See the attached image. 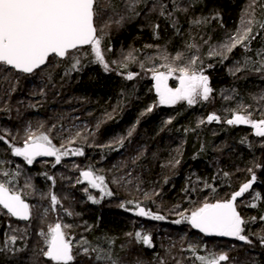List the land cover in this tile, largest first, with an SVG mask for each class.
I'll list each match as a JSON object with an SVG mask.
<instances>
[{"label":"trees","instance_id":"trees-1","mask_svg":"<svg viewBox=\"0 0 264 264\" xmlns=\"http://www.w3.org/2000/svg\"><path fill=\"white\" fill-rule=\"evenodd\" d=\"M94 11L102 61L96 49L87 48L69 53L65 61L53 57L31 76L0 65V130L10 145L33 140L28 131L47 135L59 128H83V123L92 122L86 117L92 116L89 143L69 146L89 149L85 158L68 159L67 168L75 169L69 175L72 183L79 171L97 172L96 166L108 159L92 149L91 141L114 134L126 138L133 131L138 137L133 147L126 143L127 158H117L111 166L121 186L133 182L135 194L143 193L135 190L138 186L147 187L144 194L157 220L151 222L147 235L157 253L148 257L143 249L137 252L134 233L123 234L112 207L87 206L79 211L73 205L70 209L79 217L80 232L95 231V238L114 248L117 258L116 262L97 259L89 251L95 244L88 240L91 247L86 255L82 258L75 249L69 264H193L189 250L184 251L193 231L188 224L178 228L173 221L185 213L196 214L217 199L213 196L217 185L222 191L228 189L231 198L251 179L255 186L239 201L247 204L239 206L240 235L246 241H231V251H242L230 255V264H256L258 256L244 251L264 250V137L227 122L240 115L253 123L264 122V0H96ZM242 29L247 33L235 47L238 41L231 37ZM79 52L89 54L84 58ZM161 60H165L159 68L162 74L177 71L195 78L193 82L206 81L212 101L200 102L198 108L182 101L175 108L160 109L152 80L144 81L138 72ZM128 74L136 76L128 79ZM210 114L220 118V125L205 123ZM69 117H75L72 125L63 126ZM51 140L59 147L58 141ZM11 165L10 159L6 168L0 161L8 179L19 177ZM204 190L210 191L209 199L202 195ZM26 201L36 205L29 198ZM81 202L89 204L86 198ZM7 218L30 229L41 223L40 212L32 213L29 223ZM50 222L53 215L46 221ZM18 228L24 239L11 235L5 240L2 230L7 227L0 221V264H53L43 251L38 252V236ZM202 243L200 250L207 248Z\"/></svg>","mask_w":264,"mask_h":264},{"label":"water","instance_id":"water-1","mask_svg":"<svg viewBox=\"0 0 264 264\" xmlns=\"http://www.w3.org/2000/svg\"><path fill=\"white\" fill-rule=\"evenodd\" d=\"M95 0H0V65L4 64L16 73L31 76L43 69L52 57L65 60L69 53L87 47H94L97 55L100 48L94 24ZM181 100H189L188 77L179 78ZM154 90L160 94L162 104H171L176 100V93L169 89L168 78L157 74L152 80ZM207 95V86L203 84ZM207 124L220 125V118L210 114ZM244 123L238 117L227 122L228 126ZM261 124L251 125L254 133L259 134ZM15 155L30 160L38 157L55 158L56 152L42 144L25 145L14 150ZM85 182L96 186L91 172H83ZM256 184L254 179L243 185L226 204L214 205L204 210L199 216L189 220V225L199 234L208 238H219L229 231L238 218L236 204ZM0 207L13 220L29 223L31 210L20 197L0 187ZM137 214L145 218L147 211L140 208ZM54 237L48 248L47 259L54 264H69L72 260V250L66 244L62 228L56 225ZM218 264V263H213Z\"/></svg>","mask_w":264,"mask_h":264},{"label":"rangeland","instance_id":"rangeland-1","mask_svg":"<svg viewBox=\"0 0 264 264\" xmlns=\"http://www.w3.org/2000/svg\"><path fill=\"white\" fill-rule=\"evenodd\" d=\"M95 5H96V0H95ZM95 12V11H94ZM241 30V29H240ZM246 31L242 29V32L239 33V35L235 34L234 36H232V40L238 41L237 43H235V47L242 41L243 37L246 35ZM232 47V46H231ZM79 52L77 53L78 56H85V53L89 54L88 52ZM85 58V57H84ZM70 60V58L68 59ZM72 61V60H71ZM69 61V63L71 62ZM79 65H81V61L79 59ZM165 63V60H161L160 62L157 63H151L150 66L147 67L146 70H142L139 71V75L143 77V79L149 80V79H153V77L157 74H162L161 72H159V68L162 67ZM164 77H168V82H169V89L172 92H177L176 96L177 99L173 102L174 104H178L179 102H182L184 100L180 99V96L182 94V91L179 89V78L182 76H186V74L184 73H179L177 71H167L164 72L162 74ZM136 75L134 74H128L126 77L128 79H132L134 78ZM195 78H191L190 83H189V93H190V99L186 100L185 102H189L191 104V106L197 107L198 108V104L204 103V101H212V98L209 97L211 92L207 89V95H205L204 90H203V84H206V81L204 82H193ZM196 86V87H195ZM156 92V91H155ZM205 97L207 98H204ZM156 99L158 101V103L160 105H165L162 104L160 102V94H158L156 92ZM172 103V104H173ZM156 109H158L157 105L154 107ZM236 115V114H234ZM233 115V116H234ZM240 117V116H237ZM75 118V117H69V120L67 122H63V126L67 125L68 123L72 122L71 120ZM87 121H93L92 116L91 117H86ZM80 121V120H78ZM242 121H245V124L248 125L251 128V125L253 124V121L243 115L242 117ZM92 122H86L83 123V128L77 129L75 126L74 128L71 126L70 128H67L65 130L60 129L55 131V132H49L47 135H45L46 137L44 138L45 140H48L49 138L54 139L56 141H58L59 143V149L57 151L62 152V153H67V151L69 149H74V148H69V146L71 145H85L84 143H89V138L90 135L93 133V129L91 128V124ZM205 123L206 119H205ZM258 123H263L262 127L259 128V137H264V122H258ZM81 130V131H80ZM77 131H79L80 133L78 134ZM89 134V135H87ZM135 131H133L131 134H129V137L124 138V136L122 134H114L112 135L113 138H103V143L102 145H104L105 147H107L108 150L106 151H110L108 154L110 153H114L113 155H107L108 159L103 162L102 160H100V162H103L102 164H100V171L103 173V182H104V187L106 190H108L109 194L106 198H102V201L105 202V205H107L108 207H112V203H113V198H112V193L114 192L115 188H118L119 191L121 189V192L125 194L124 197H129L131 199H134V201H136V199H140L143 201V199H150L148 196H145L143 193L142 194H132V190L128 187L129 185H125V186H121L119 183L116 182L115 177H116V173L114 171V168H112L111 165H114L115 163H117V158L124 160L126 159V155L128 154V152L126 151V146L125 144L130 142L131 146L133 147V145L138 141L137 138L138 137H134L135 135ZM250 134H254L253 132ZM81 135V136H80ZM87 135V136H86ZM255 135V134H254ZM257 136V135H255ZM141 139L142 137H139V141L141 143ZM83 142V143H80ZM7 147H10V144L7 142ZM90 145H94V142L91 141ZM104 155V154H103ZM68 160H66L67 163ZM55 164V163H54ZM62 163H57L56 162V166H54V168L52 169L53 175H51V180L52 182H49L52 187L50 189H44V188H32V186H30V190L33 193V198H31V202H36V205H33V213L36 214L37 212H40V226L34 228V229H30V228H26L23 227L21 225H17L14 224L13 222H9V229H10V233L13 236H17L21 239H24V237L22 235H20L19 233V226L20 228H24L22 229V231H24L26 229V233H35L38 238H39V242H38V252L43 251V255L46 257L47 256V249L48 246L50 244L48 238L49 236V232H51L52 229L55 228V224L57 223L58 225H60L63 229V234L65 236V238H68V241L70 243V245L72 246V248L79 250V246L81 245V243H79L78 241V231L80 226L78 225V219L79 217L76 218V216L74 215V212L70 209V207H72L73 205L78 204L79 202L76 200V195L79 191V187L81 188L82 186H78L75 187L74 185H72V181L69 179V175L71 173L74 172V167H70V168H66L63 172H59V168H62L64 165H61ZM68 164V163H67ZM61 165V166H60ZM60 166V167H59ZM69 167V166H68ZM83 171V170H82ZM117 171H119V167H117ZM17 172L19 175L20 179H33L34 177L31 175V173L29 171H27L25 169V167L22 166H18L17 167ZM112 172H114L115 174H112ZM71 182V183H70ZM65 189H63V187ZM142 189L147 188L146 186H142ZM85 188L83 187V189L81 191L86 192L84 190ZM213 196H217V194L215 193ZM51 198H53L55 200L54 203V213L50 214V217H54V222H50L49 224L46 223V221L49 219L47 218L48 214L44 211L45 206L51 205L52 201ZM87 199L91 200L92 203H96V195H93L91 197H87ZM193 203V202H192ZM137 204V203H135ZM87 204L86 203H82L81 205H79L78 210H84L85 208H87ZM203 209V208H202ZM202 209L197 212L196 214L202 212ZM48 212H51V209H48ZM194 214H190V213H185L182 214L181 216H179L178 218H176V220L173 221V224L177 225H184V224H188L189 225V220L190 218H192ZM241 219V218H240ZM46 220V221H45ZM242 221V219H241ZM242 225V222H240V220H237L236 224H234L231 229L229 231H232L233 233H239L241 234V230L240 227ZM150 229V227H149ZM97 233L94 231L93 234H91L90 237V241L91 243L95 244V249L97 250V252L95 253L97 259L102 260V261H108V262H116V251L113 250L114 248H112L111 250L108 247V244L103 243V240L100 238H95L97 237L96 235ZM193 234L190 233L189 237ZM195 234V232H194ZM74 238V239H73ZM192 241V239H190ZM197 242V239H194V242L189 243L188 248L186 249L188 254H189V258L193 259V264H194V245L193 243ZM87 244V245H86ZM83 245L85 247H91L88 242H84ZM92 245V244H91ZM177 245V244H176ZM110 252L111 255L113 257H111L110 253L108 251H112ZM118 251V249H116ZM80 254V251H79ZM85 254V253H84ZM83 254V255H84ZM93 254V253H92ZM49 261V260H48ZM50 262V261H49ZM234 264H240L239 263H234Z\"/></svg>","mask_w":264,"mask_h":264},{"label":"flooded vegetation","instance_id":"flooded-vegetation-1","mask_svg":"<svg viewBox=\"0 0 264 264\" xmlns=\"http://www.w3.org/2000/svg\"><path fill=\"white\" fill-rule=\"evenodd\" d=\"M204 98H205V95H204ZM176 99H177V96H176ZM159 108L169 109V108H175V106L173 103V104L161 105L159 106ZM236 126L237 127L241 126L243 128H250L248 125L245 124V121L244 123H240ZM37 134H38L37 131H28L27 135L34 137L33 140L28 141L24 143L23 145L17 146V147L10 145V147L8 148L6 144L7 143L6 133L4 132V130H0V161L4 163V167L6 168V160L10 159L12 162V165H11L12 169L16 171L18 166L25 167V169L29 171L31 175L34 177L33 179H30V180L29 179L22 180L16 174L14 179H8L7 171L0 169V187H3L9 190L11 194L20 197L24 202H26L30 207L31 215L33 213V205L32 203L29 204L26 201L28 198L31 201V198H33L34 196L32 191L30 190V186H32V188L41 187L44 189H50L52 185L49 182H52L51 180V175H53L52 169L54 168V166H56V162L57 163L61 162L62 163L61 165H64L62 168H59V170L63 171L69 166V164L66 163V160L85 158L86 153L89 152V149L87 150L69 149L67 153L59 152L57 151L59 147H57L54 144V141H52L50 138L48 140H45L44 139L46 137L45 135H37ZM254 134L259 137V134H256V133ZM34 143L42 144L49 148H52L56 152L57 156L55 158L38 157V158L30 160L26 157L14 154V150L21 149L25 145H30ZM96 168H97V172L96 171L93 172L92 170H89V169H82L83 171L81 170L78 173V179H74L72 183V185H74L75 187L82 186L81 188L80 187L78 188L79 191L76 195V200L80 201L78 204H76L77 207H79V205L82 204L81 201H83L84 198H86V200L89 202L88 207L91 209H102L103 207L107 206L105 205V202L102 201V198H106L109 192L104 187L103 173L99 169L100 165L96 166ZM83 172H91L93 174V177L97 185L93 186L85 182L81 176ZM62 187L63 189H65L64 186ZM83 187L85 188L84 190L86 192L81 191ZM128 187L132 190V194H135V192L133 191V188H134L133 182H131ZM178 187L179 186L174 188L176 191L175 192L176 194L178 193ZM146 189L147 188L142 189L141 186H138L135 190L143 191V194H144ZM215 190L217 194V199L211 201V203L209 204H205L202 209V212L214 205L226 204L231 200L232 197L231 198L228 197L229 195L228 189H224L222 191L221 186L217 185ZM209 194H210L209 190H204L202 192V195L206 197L205 199H209ZM93 195H96V199H97L95 204L92 203L91 200L87 199V197H91ZM124 196L125 194L121 192V189L119 191L118 188H115L114 192L112 193L113 214L116 216L117 222H119L122 225V232L124 235H125V232L134 233L133 238L135 241L133 242H134V248L138 247L137 252L139 253L140 250L143 249V253H147L146 256L150 257V255L153 252L157 253V250H152L155 247V243L153 242L152 238L149 237L147 234H148L149 225H151V222H155L157 220H155V217L152 216L153 214L150 211V208H149L150 204L148 203L149 199L148 198L143 199L142 203L135 204L134 199H131L128 196L127 197H124ZM181 197L182 195H180V199ZM194 198H197V197H194V191H193V194L191 196L193 205H194ZM243 198H240L239 201H241V199ZM51 201H52V204L51 205L47 204L44 209V211L48 214L47 218H49L50 214H53L55 211L54 210L55 200L51 198ZM239 201L236 204L237 211H238L237 220H240L241 222V219L239 218L240 216L239 206H242L245 208L247 207V204L243 202L239 203ZM92 204L94 205L93 207H91ZM140 208H144L147 211V216L145 218H142L137 214V211ZM48 209H51V212H48ZM202 212L198 214L193 213L194 215L192 217L199 216ZM7 217L11 218L9 214L0 207V221L7 227V231H5L4 229L2 230L3 234L6 232V236L3 235L2 238L5 240H10L12 239V236H11L10 229H9L10 221ZM141 219L145 220L147 223L142 224ZM55 225H57V223ZM177 227L181 228L182 225L181 224L177 225ZM240 230H241V227H240ZM192 231H193V234L189 238L192 239V242H194V239H197V242L193 243L194 245V264H213V263L230 264L231 262L230 255L232 254L238 255L242 251V250L231 251L230 249L231 241H234V242L235 241H241V242L246 241L245 239L242 238V236L240 235V232L233 233L232 231H227L219 238H215V237L208 238L196 232L194 228H192ZM62 232H63V229H62ZM49 236L50 237L48 238V240L51 243V240L54 237L53 229L51 230V232H49ZM202 241H203L202 243L203 246L207 248L200 250L199 244ZM192 242L190 243L192 244ZM208 246H210L211 250H209ZM215 247L216 249H214ZM244 252H248V254H251V255H257L258 257L254 258L256 264H264V250L249 249V250H245ZM47 255H48V250H47Z\"/></svg>","mask_w":264,"mask_h":264},{"label":"bare ground","instance_id":"bare-ground-1","mask_svg":"<svg viewBox=\"0 0 264 264\" xmlns=\"http://www.w3.org/2000/svg\"><path fill=\"white\" fill-rule=\"evenodd\" d=\"M87 48H94V47H87ZM87 48H83V49H87ZM83 49H81V50H83ZM99 58V57H98ZM100 59V58H99ZM100 61H102V59H100ZM242 117H243V115H240V117H239V119H242ZM254 135V134H253ZM255 136V135H254ZM102 143H103V139L102 138H97L96 139V141H94V148H92V149H94L96 152H98L100 155H112V154H114V153H110V154H108L110 151H106V150H108L107 149V147H105L104 145H102ZM126 145V144H125ZM129 145H131V144H129ZM78 241H79V243H81V245L79 246V251H80V255H81V257L83 258V254L85 253V255H86V251H87V248H89L88 246L87 247H85L84 245H83V243L84 242H88V240L90 241V237H91V235H87L86 233L84 234L83 232H80V230L78 231ZM65 239V242H66V244L71 248V250H72V252L74 253V251H75V249L74 248H72V246L70 245V243H69V241H68V238L66 239V238H64ZM74 239V238H73ZM87 245V244H86ZM188 245H189V243H188ZM179 246V245H178ZM187 246V245H186ZM91 253H96L97 252V250L94 248V249H92L91 248V250H89ZM184 251H187V250H184ZM89 252V254H91Z\"/></svg>","mask_w":264,"mask_h":264}]
</instances>
